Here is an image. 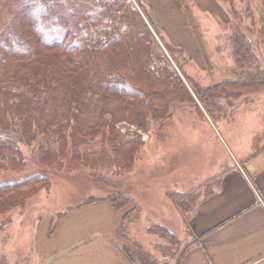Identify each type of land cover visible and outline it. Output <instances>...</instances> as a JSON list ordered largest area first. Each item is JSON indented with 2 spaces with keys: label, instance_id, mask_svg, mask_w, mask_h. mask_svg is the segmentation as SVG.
Masks as SVG:
<instances>
[{
  "label": "trees",
  "instance_id": "trees-1",
  "mask_svg": "<svg viewBox=\"0 0 264 264\" xmlns=\"http://www.w3.org/2000/svg\"><path fill=\"white\" fill-rule=\"evenodd\" d=\"M134 2L15 1L0 23V173L24 169L28 157L22 146L27 145L34 146L39 164L48 168L59 169L65 163L68 169L94 164L109 154L107 147L115 165L129 168L141 140L140 136L129 141L118 138L116 111L118 119L147 132L152 124L173 117V104L193 101L194 96L208 115L216 116L228 112L234 100L264 88L254 45L232 23V69L254 74L255 80L240 83L230 79L202 90L193 86L175 62L172 49L154 30L143 4ZM261 4L264 6V0ZM122 26L126 28L122 30ZM86 107L97 113L98 120L82 130L79 113ZM93 144H99V149ZM223 174L186 192L165 193L192 235L187 245L173 252L178 257L175 264H180L188 249L198 242L186 218L187 204L191 206L197 195L194 207L211 196ZM49 187L44 170L15 180H0V213ZM105 199L116 210L131 201L118 192ZM136 211L135 216L132 211L126 212L119 228L121 238L134 246L123 247L126 255L132 264H169L124 232L126 224L138 218V206ZM148 230L174 245L178 241L175 233L157 223H151Z\"/></svg>",
  "mask_w": 264,
  "mask_h": 264
},
{
  "label": "rangeland",
  "instance_id": "rangeland-1",
  "mask_svg": "<svg viewBox=\"0 0 264 264\" xmlns=\"http://www.w3.org/2000/svg\"><path fill=\"white\" fill-rule=\"evenodd\" d=\"M15 1L0 0V23ZM140 2L156 33L172 49L178 67L198 89L230 79L240 83L255 80L254 74L235 73L232 69L231 23L244 31L253 43L264 74L261 0ZM125 28L122 26V30ZM195 98L173 104V117L152 124L147 132L118 119L115 112L114 127L121 141L140 136L141 147L129 168L115 165L109 147L106 148L109 154L94 164L68 169L65 163L55 169L39 164L34 146H22L28 157L26 166L19 172L0 173V180H15L44 170L50 187L28 196L20 206L0 213V264H38L35 244L41 232L55 226L56 220L67 211L116 192L130 197L131 201L123 207L125 213L132 211L135 216L136 206L139 208L138 218L125 226L126 235L156 258L175 264L178 257L173 252L182 249L192 238L183 224L181 212L165 193L195 188L233 165V158L244 165L250 154L258 152L264 144V88L234 100L228 112L216 116L208 115ZM231 110L234 111L229 116ZM79 114L82 130L98 120L91 108L86 107ZM93 147L99 149L100 145L93 144ZM197 197L191 206L187 204L188 221ZM151 223L175 233L176 245L149 231ZM123 241L124 246L134 248L130 242Z\"/></svg>",
  "mask_w": 264,
  "mask_h": 264
},
{
  "label": "crops",
  "instance_id": "crops-1",
  "mask_svg": "<svg viewBox=\"0 0 264 264\" xmlns=\"http://www.w3.org/2000/svg\"><path fill=\"white\" fill-rule=\"evenodd\" d=\"M259 149L211 176L224 173L192 211L198 242L180 264H264V144ZM124 214L106 199L67 211L37 236L38 264H132L119 234Z\"/></svg>",
  "mask_w": 264,
  "mask_h": 264
}]
</instances>
